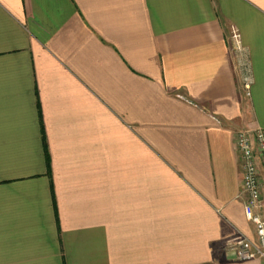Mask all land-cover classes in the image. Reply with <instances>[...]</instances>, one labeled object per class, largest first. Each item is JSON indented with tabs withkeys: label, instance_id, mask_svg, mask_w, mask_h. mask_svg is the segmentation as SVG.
Returning <instances> with one entry per match:
<instances>
[{
	"label": "crops",
	"instance_id": "0c3cea01",
	"mask_svg": "<svg viewBox=\"0 0 264 264\" xmlns=\"http://www.w3.org/2000/svg\"><path fill=\"white\" fill-rule=\"evenodd\" d=\"M256 127L264 0H0V264H264Z\"/></svg>",
	"mask_w": 264,
	"mask_h": 264
},
{
	"label": "built area",
	"instance_id": "2783aa9c",
	"mask_svg": "<svg viewBox=\"0 0 264 264\" xmlns=\"http://www.w3.org/2000/svg\"><path fill=\"white\" fill-rule=\"evenodd\" d=\"M231 39L237 50H243L241 34L232 27ZM244 66L243 83L248 95L251 94L253 76L248 62ZM236 144L242 160V183L246 194L244 211L256 230V239L245 235H235L228 243L236 253L238 259L264 258V217L258 209L262 207V187L264 181L261 169H264V128L242 129L236 135ZM199 264V263H196Z\"/></svg>",
	"mask_w": 264,
	"mask_h": 264
},
{
	"label": "trees",
	"instance_id": "16d2710c",
	"mask_svg": "<svg viewBox=\"0 0 264 264\" xmlns=\"http://www.w3.org/2000/svg\"><path fill=\"white\" fill-rule=\"evenodd\" d=\"M44 141H45V137H44ZM45 149H46V153H47L48 163L50 164V154H49V151H48V149H47L46 144H45Z\"/></svg>",
	"mask_w": 264,
	"mask_h": 264
},
{
	"label": "rangeland",
	"instance_id": "374dc122",
	"mask_svg": "<svg viewBox=\"0 0 264 264\" xmlns=\"http://www.w3.org/2000/svg\"><path fill=\"white\" fill-rule=\"evenodd\" d=\"M263 205V204H262ZM263 207V206H262Z\"/></svg>",
	"mask_w": 264,
	"mask_h": 264
}]
</instances>
